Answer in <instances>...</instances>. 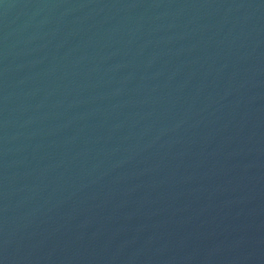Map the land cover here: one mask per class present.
I'll return each instance as SVG.
<instances>
[{"label": "water", "instance_id": "water-1", "mask_svg": "<svg viewBox=\"0 0 264 264\" xmlns=\"http://www.w3.org/2000/svg\"><path fill=\"white\" fill-rule=\"evenodd\" d=\"M0 264H264V0H0Z\"/></svg>", "mask_w": 264, "mask_h": 264}]
</instances>
